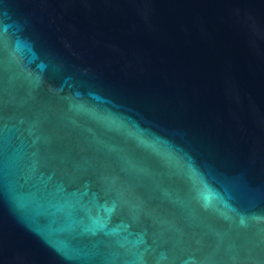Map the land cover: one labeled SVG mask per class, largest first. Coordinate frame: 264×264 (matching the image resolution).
<instances>
[{
	"label": "water",
	"instance_id": "water-1",
	"mask_svg": "<svg viewBox=\"0 0 264 264\" xmlns=\"http://www.w3.org/2000/svg\"><path fill=\"white\" fill-rule=\"evenodd\" d=\"M0 264H264V0H0Z\"/></svg>",
	"mask_w": 264,
	"mask_h": 264
}]
</instances>
